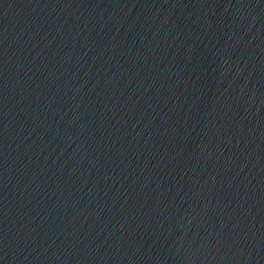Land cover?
<instances>
[{"label":"water","instance_id":"obj_1","mask_svg":"<svg viewBox=\"0 0 264 264\" xmlns=\"http://www.w3.org/2000/svg\"><path fill=\"white\" fill-rule=\"evenodd\" d=\"M0 264H264V0H0Z\"/></svg>","mask_w":264,"mask_h":264}]
</instances>
